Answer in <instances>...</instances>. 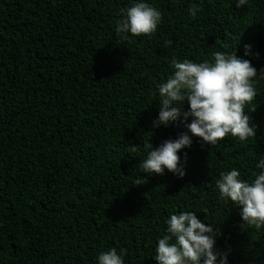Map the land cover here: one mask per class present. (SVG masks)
<instances>
[{
    "label": "trees",
    "instance_id": "16d2710c",
    "mask_svg": "<svg viewBox=\"0 0 264 264\" xmlns=\"http://www.w3.org/2000/svg\"><path fill=\"white\" fill-rule=\"evenodd\" d=\"M130 2L0 0V264H95L110 248L124 264H156L165 221L183 211L219 228L214 248L228 264H264V227L241 222L215 188L221 172L250 180L259 171L264 73L248 113L254 137L203 148L193 137L182 178L146 179L137 166L147 143L187 132L179 121L152 127L153 93L173 59L235 51L264 70V0H146L161 23L123 38L115 26Z\"/></svg>",
    "mask_w": 264,
    "mask_h": 264
},
{
    "label": "clouds",
    "instance_id": "9594fccd",
    "mask_svg": "<svg viewBox=\"0 0 264 264\" xmlns=\"http://www.w3.org/2000/svg\"><path fill=\"white\" fill-rule=\"evenodd\" d=\"M241 7L246 0H235ZM188 15L195 17L198 9L189 7ZM121 19L115 32L123 38L148 36L161 23V13L146 0H131L121 9ZM251 54V45H244V56ZM171 74L158 83L153 95L158 96V114L152 127H167L177 121L187 132L175 139H165L157 147L144 146L146 156L138 169L146 177L163 175L165 171L177 178L185 175V162L181 151L198 138L201 147L216 145L225 136L244 142L255 136L256 125L248 113L254 111L252 101L257 95L254 85L259 74L249 59L231 53L214 52L210 61L194 62L173 59ZM187 110L182 111L184 104ZM248 106L249 111H245ZM188 121L187 123H185ZM139 146L126 147L129 153ZM259 171L250 180H244L236 168L221 172L215 188L221 200L238 208L240 221L255 228L264 227V158L258 160ZM165 234L156 241V264H228V254L214 248L219 228L206 223L191 211L171 214L165 221ZM123 250L110 248L97 254L95 264H124Z\"/></svg>",
    "mask_w": 264,
    "mask_h": 264
}]
</instances>
